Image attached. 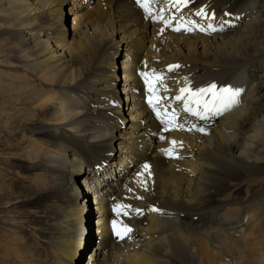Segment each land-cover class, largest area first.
I'll return each instance as SVG.
<instances>
[{
  "label": "bare ground",
  "instance_id": "bare-ground-1",
  "mask_svg": "<svg viewBox=\"0 0 264 264\" xmlns=\"http://www.w3.org/2000/svg\"><path fill=\"white\" fill-rule=\"evenodd\" d=\"M145 4L0 0V264H79L90 199L86 264H264V0ZM202 7L214 18L195 15ZM209 23L223 31L199 30ZM212 83L243 88L239 103L200 119L174 99ZM247 176L260 180L246 189ZM112 221L132 231L117 240ZM189 232L201 235L195 248Z\"/></svg>",
  "mask_w": 264,
  "mask_h": 264
},
{
  "label": "snow or ice",
  "instance_id": "snow-or-ice-1",
  "mask_svg": "<svg viewBox=\"0 0 264 264\" xmlns=\"http://www.w3.org/2000/svg\"><path fill=\"white\" fill-rule=\"evenodd\" d=\"M190 2V0H174V4L177 8H179L180 5L187 6V4ZM136 3L139 4L142 8L145 9L146 12L149 11V9L141 2V0H136ZM195 15L201 16L202 18H214L215 14L213 13L211 17L208 16V14L205 11V8H200ZM231 15L230 13H225V16ZM154 19L159 20L160 16L157 15L153 17ZM239 19V17H236ZM173 18H169L167 20H163L162 22L166 26H170L172 24ZM184 23V18L181 17L179 20L176 21L177 26L174 28V30L179 31L180 25ZM194 22L188 21V25H192ZM224 24L230 23V21H224ZM187 30H190V27L186 26ZM200 31H223V24L219 29L216 28L213 24L209 23L207 25V28L201 26ZM163 31V29H161ZM172 66H170L171 69ZM178 67V66H175ZM141 75H145L144 73H141ZM187 83V81H185ZM155 91V89H153ZM244 91L243 88L238 86H232V85H223L218 86L215 83L209 84L206 87L197 88L194 91L191 89L185 87L181 88L179 90L180 94L176 95L174 99L177 101L183 100V109L184 111L198 116L200 119H207L208 116H215L220 115L225 111L230 110L232 107L236 106L239 103V97L241 93ZM184 93H190V96L185 98L183 96ZM149 103L151 104L152 101L149 100ZM153 111L157 112V116L160 115V113L157 111L156 107L153 106ZM166 114V113H165ZM175 113L173 112V116ZM171 121H169L170 123ZM198 131L203 132V128L196 129ZM163 139V137H162ZM177 141H170V144L176 145ZM162 151L165 152L166 155H171L174 151L173 148L169 149H163ZM178 158V157H177ZM145 169H147L149 166L145 164L143 166ZM139 175V174H138ZM129 191H132L129 189ZM138 199L140 197H137ZM130 208L129 205H123V204H117L113 207V211H117L119 214V210H123L124 214H128V209ZM137 214H141V209L135 210ZM150 211H159L158 209L152 208ZM113 228H114V234L117 236L118 239H125V237L128 236V234L132 231L130 227L127 225L123 226L122 231H116L115 225L116 221H112Z\"/></svg>",
  "mask_w": 264,
  "mask_h": 264
},
{
  "label": "rangeland",
  "instance_id": "rangeland-1",
  "mask_svg": "<svg viewBox=\"0 0 264 264\" xmlns=\"http://www.w3.org/2000/svg\"><path fill=\"white\" fill-rule=\"evenodd\" d=\"M132 4H134V6L136 7V8H138V11L140 10L141 12H142V14H144L145 13V9L144 8H142L139 4H137V3H135L136 2V0H129ZM143 1H145L143 4L146 6V4L145 3H148V2H153L154 0H143ZM138 6V7H137ZM69 7H70V4H65V6H64V13H66V16H65V27L67 28V31H68V29H70V27H71V20H72V15L71 14H68L67 12H68V9H69ZM147 7V6H146ZM135 8V9H136ZM114 10H112V12H113ZM99 12H103V11H99ZM93 13H96V10L95 9H92L91 10V14H86V17L87 18H89L90 19V21H92V23L95 21L94 20V17H93ZM159 24V23H158ZM69 34H71L70 33V30H69ZM121 49L122 48H120L118 51H117V53L119 54V55H121ZM109 52V51H108ZM102 56H104V53H103V55ZM117 67H118V69H119V67H120V65H121V62H122V59H121V57H118L117 58ZM121 75H122V73L121 72H119V71H117V79H118V84H120L119 83V77H121ZM121 82V81H120ZM119 91L121 92V91H123V86L120 84V86H119ZM151 98L152 99H154V97H152L151 96ZM156 98V97H155ZM122 103H125V96L124 95H122ZM124 107L126 106L125 104L123 105ZM105 160H107V161H109V160H111L112 159V157L111 156H106L105 158H104ZM82 167L79 169V174H80V176H78L77 178H76V180H75V182L77 183V186H78V184L81 182V179H82V177L83 176H81V175H83L84 174V172L83 173H80V172H82ZM91 170H93V168H90ZM172 169V168H171ZM94 172H96L98 175H99V171H97V170H93ZM139 174V175H138ZM137 176H145V184H144V190H143V192L141 193L142 194V196H143V199L144 200H149L150 198V195H151V189H150V187H151V182H152V176H154L151 172H149V171H147V170H144V171H138L137 172ZM115 179V178H114ZM255 179V180H254ZM257 179H259L260 180V176H247V178L246 179H244L243 180V185H245V188L246 189H249L252 185H255V183H256V181H259V180H257ZM84 192H85V190L83 189V188H81V191H80V195H84ZM80 201L81 200H83V198H80L79 199ZM92 203V200L90 199V205L89 204H87V207H88V209L90 210V218H89V223H88V225H86V227H85V229L87 230V236H88V238L90 239V241H91V244H90V246H89V248H88V251L87 252H85L84 253V255L82 256V259H81V261H80V263L79 264H86V262H87V260H88V254H89V252L93 249V247H95L96 246V237L94 236V234H93V232H94V229L95 228H93V222L95 223V220H96V218H95V212H94V210H93V205L91 204ZM137 203H139V202H137ZM91 209H92V211H91ZM115 212H113V214H114ZM93 215H94V217H93ZM139 216H141V215H139ZM92 217V218H91ZM142 217V216H141ZM95 218V219H94ZM93 219H94V221H93ZM166 228L168 229V230H170V231H173V226L170 224V223H166ZM95 233V232H94ZM170 235H171V232H170ZM260 235V237H262V238H260V241H259V244L261 245V246H263L264 247V232L263 231H261V233L259 234ZM185 238H186V247L187 248H195V246L197 245V243L200 241V239H201V235H199V233H196V232H189L187 235H185ZM166 242H168L167 240H166ZM154 245H155V247L153 248V252H155V253H160V252H164V251H167V249H166V246L163 244V243H157V242H155L154 243ZM215 245V244H214ZM77 252H78V250H77ZM233 256H235V255H230V256H228V257H231V258H233ZM250 258L252 259V261H254V256L251 254L250 255ZM122 259L124 260L125 259V257L124 256H122ZM234 259V258H233ZM250 259V260H251ZM262 259L264 260V254H262ZM237 261V260H236ZM238 262V261H237ZM254 263V262H253ZM114 264H123V263H118V262H114Z\"/></svg>",
  "mask_w": 264,
  "mask_h": 264
}]
</instances>
